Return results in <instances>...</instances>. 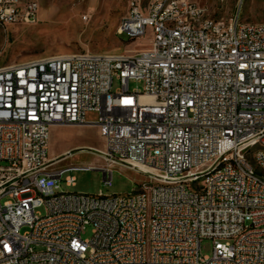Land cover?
<instances>
[{"label":"built area","instance_id":"2783aa9c","mask_svg":"<svg viewBox=\"0 0 264 264\" xmlns=\"http://www.w3.org/2000/svg\"><path fill=\"white\" fill-rule=\"evenodd\" d=\"M39 8L0 0V26L35 23ZM230 20L190 0H130L117 34L146 47L0 65V264H264V22L240 7ZM61 125L96 127L98 151L149 182L60 191L89 168L51 167Z\"/></svg>","mask_w":264,"mask_h":264},{"label":"rangeland","instance_id":"374dc122","mask_svg":"<svg viewBox=\"0 0 264 264\" xmlns=\"http://www.w3.org/2000/svg\"><path fill=\"white\" fill-rule=\"evenodd\" d=\"M213 18L230 17L240 7L248 22H264V0H190ZM130 0H40L38 21L0 26V65L20 64L36 59L81 51L133 53L149 44V36L130 39L118 35L117 28L127 15ZM147 4L149 0H142ZM84 15L88 16L85 20ZM119 87L116 81L115 88ZM131 91H144V83L131 80ZM88 121L95 113L86 115ZM49 158L54 169L86 166L68 172L59 180L60 191L95 195L131 193L140 183L149 182L146 173L109 161L98 150L103 141L94 126L61 125L53 130ZM70 149L64 157L58 153ZM97 149V150H96ZM104 169L110 182L104 180ZM74 178L73 184L65 181ZM26 229H23V232ZM92 228H85L83 238H90ZM214 241H202V255H211Z\"/></svg>","mask_w":264,"mask_h":264},{"label":"bare ground","instance_id":"6f19581e","mask_svg":"<svg viewBox=\"0 0 264 264\" xmlns=\"http://www.w3.org/2000/svg\"><path fill=\"white\" fill-rule=\"evenodd\" d=\"M198 18H205V11H198ZM223 27H231V20L223 18ZM190 30H201V23H190Z\"/></svg>","mask_w":264,"mask_h":264},{"label":"crops","instance_id":"0c3cea01","mask_svg":"<svg viewBox=\"0 0 264 264\" xmlns=\"http://www.w3.org/2000/svg\"><path fill=\"white\" fill-rule=\"evenodd\" d=\"M55 127H57V126H55ZM55 127L52 128L51 139H52V134H53V130H54ZM51 143H52V142H51V140H50V146H51ZM50 146H49V154H50ZM69 152H70V149H65V150L59 152L58 155L64 157V154H67V153H69Z\"/></svg>","mask_w":264,"mask_h":264}]
</instances>
